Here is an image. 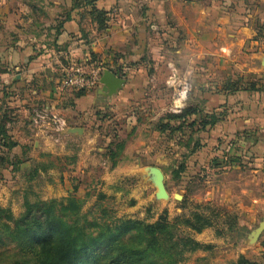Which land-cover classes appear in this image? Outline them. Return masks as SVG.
<instances>
[{
  "label": "crops",
  "instance_id": "1",
  "mask_svg": "<svg viewBox=\"0 0 264 264\" xmlns=\"http://www.w3.org/2000/svg\"><path fill=\"white\" fill-rule=\"evenodd\" d=\"M39 1L42 8L35 12L39 11L43 18L47 16L45 5L59 10L54 17L62 22L43 35L53 38V47L30 49L21 38L14 45L0 44L1 78L10 77L8 84L32 82L51 86L59 76H64L72 61L88 62L87 56L94 53L99 62L110 64L108 70L115 74L120 70V78L126 80L119 93L106 102L107 109L115 111L114 106L127 108L135 98L145 95L143 85L148 83L147 79L138 77L145 66L158 71L160 66L176 69L184 64L186 72L195 77V107L205 116L218 118L215 126L207 128L211 129L215 145L213 173L218 178L212 199L235 212L234 227L243 234L228 259L234 264H240L241 258L245 264H264V234L254 244L251 233L264 221V0ZM93 7L108 13L105 29L101 30L92 20ZM33 51H37L36 57L31 56ZM18 67L22 68L21 73L12 76L11 69ZM148 79L157 90L156 78ZM163 83L168 87L167 80ZM101 88L97 90L98 97L102 96ZM158 90L156 99L162 98ZM85 98L90 105L87 109L80 108L78 103L61 109L47 99L46 106L59 109L67 129H83V134L62 133L56 144L50 142L51 147L35 144V148L43 147V151L67 162L65 167L52 169L50 181L58 189L51 191L50 196L42 194V200L61 201L82 188H92L108 198L118 197L119 201L123 189L117 183L128 177L152 182L154 186L152 168L145 167L156 163L154 157L145 162L130 152L138 143L147 153L151 150L150 144L138 136L141 130L135 134V143L125 147L117 167L111 172H100L102 165L107 164L103 156L108 152L105 137H109L103 136L102 129L89 126L92 121H101L91 111L95 96ZM25 143H19V151L15 152L22 164L13 174L19 173L29 180L32 154ZM72 147L77 151L72 153ZM34 168H38L39 176L43 174L39 166ZM131 192L134 196L135 191ZM205 234L196 240L208 244ZM211 243L219 248L225 242L212 233Z\"/></svg>",
  "mask_w": 264,
  "mask_h": 264
},
{
  "label": "rangeland",
  "instance_id": "2",
  "mask_svg": "<svg viewBox=\"0 0 264 264\" xmlns=\"http://www.w3.org/2000/svg\"><path fill=\"white\" fill-rule=\"evenodd\" d=\"M3 1L0 0L1 45H14L18 38H21L22 44L30 47V49L48 50L51 46L53 47V38L51 36L45 38L43 35L48 34V31L57 26L58 22H62V20L54 17L55 13L59 11L58 9L51 8L52 5H45L43 9H47L45 11L47 16L43 18L41 13H37L39 11L35 12L36 9L42 8L39 0H5L4 3ZM33 7H35V10ZM36 54H38L37 51H33L31 56L36 57ZM87 57L90 58L88 62L86 61L87 63L85 60L79 61V59H76L69 66H80L87 73L99 71L101 76L105 70H108L107 67L110 64L99 62L98 55L92 53ZM1 67L0 65V72L3 70ZM160 67L158 71H155L153 68L151 70L145 66L144 72L138 74L140 80L147 79L148 83L143 85L146 90L145 95L135 98V102H132L127 108L114 106L115 111H109L106 106L107 100H112L113 97L107 98L103 95L98 97L96 94L101 85L89 91L63 89L62 81L66 72L64 76H59L58 80L51 86L32 82L8 84L10 77H4V79L0 75V121L2 118H6L9 135L13 137L14 141L18 143L26 141L25 144L28 145L30 154H32L30 158L31 169L39 166L43 172L40 176L38 173L34 182V179H31L30 176L28 180L19 173L13 174L17 173L14 171L19 170L0 167V205L11 210L15 218H19L25 211L26 202L40 201L43 197L42 194L50 196L51 191L58 189L50 181L53 177L52 169L60 166L65 167L67 162L65 160L61 161L60 157L52 155L48 151H43L45 150L43 147L38 146L35 148V144L41 143L42 146L51 147L50 142L54 141L56 144L59 136L53 132L43 134L42 129L36 127L32 117L35 110L49 107L46 106L49 98L51 99L49 104H57L56 107L61 109L70 108L71 104L74 107L75 103H78L80 108L87 109L90 105L85 97L92 95L95 96L96 104L91 107V111L94 115H97V120L101 122L95 120L89 126L94 129H102L103 136L109 137H105V142L108 145L107 149L110 146L115 149L118 144L124 146L123 151L114 160L109 157L110 153L104 152L103 160L105 159L107 164L102 165L100 172L102 173L104 169L111 172L117 167V164L122 161L125 147L135 143L132 142L135 134L137 130H141L138 136L141 135L144 142L150 144L151 150L147 153L148 151L146 152V150L140 148L138 143L135 145L136 147H131L130 152H135L145 162L154 157L156 163L145 167L159 170L164 174L166 190L165 193L162 192L160 198L159 192L161 191L157 185L156 173L154 186L152 182L136 180L134 177L119 181L117 186L123 189L119 201L118 197L108 198L104 193H98L97 189L92 188H82L80 192H73L68 197H75L82 201L84 203V213L99 215L101 210L105 209L114 212L118 218L142 220L147 223H155L162 216H167L169 222L174 223L181 217L191 219L194 213L202 214L213 221V227L197 234L183 224L178 226L179 232L181 235L192 237L195 240L199 235L206 233L205 240L208 244H200L212 248L211 250L201 249L188 253L185 262L180 264H234L235 261L228 259L230 258L228 256L233 253L231 252L233 251V245L237 246L239 244L243 234H241L240 229L234 227L237 223L235 212L230 210L228 206H219L212 199L213 186L217 184L218 178L213 173L215 145L212 142L211 129L204 130L198 125L190 128L185 125L174 133L162 134L158 131L157 125L160 120L168 114H174L170 109L173 108L176 99L175 91L178 88L176 85L175 87L172 85L164 87L163 82L170 80L173 68L165 66L163 69L162 66ZM176 70L181 79L184 80L185 76L188 78L192 87L189 100L183 110L196 108L194 75L192 73L189 75L186 72L184 64L177 66ZM21 71L22 68L20 67L12 68L10 73L13 76V74L21 73ZM131 75L132 73L129 72V76ZM148 76L150 79L156 78L155 88L160 89L163 99L161 97L156 99L157 90L152 86L153 83H150ZM49 94L51 97H49ZM58 108L57 110H59ZM163 108H166L165 112L162 111ZM200 116L204 117L205 115L200 113ZM202 117L195 116L192 120L199 123ZM71 149L72 153L77 151L76 147ZM195 149L197 151L192 153ZM18 151L19 148H16L8 157L17 158L15 152ZM183 163L185 164V171L177 174ZM65 169L67 170V168ZM45 180H48V185L45 184ZM131 190L135 191L134 196ZM137 190L138 193H136ZM101 195L105 196V199H100ZM176 195L182 197V200H177ZM255 231L256 229L251 231L252 235ZM212 233L225 242L219 248L211 243ZM217 259H219L218 262ZM239 259L237 258L236 261H239Z\"/></svg>",
  "mask_w": 264,
  "mask_h": 264
},
{
  "label": "trees",
  "instance_id": "3",
  "mask_svg": "<svg viewBox=\"0 0 264 264\" xmlns=\"http://www.w3.org/2000/svg\"><path fill=\"white\" fill-rule=\"evenodd\" d=\"M90 16L101 30L106 28L107 12L93 7ZM116 75L122 77L120 70ZM195 116L202 117L197 108L168 114L160 120L157 129L162 134L174 133L185 125L190 128L198 125L206 130L218 122L216 116L206 115L198 123L192 120ZM18 147L19 143L9 135L6 118H2L0 167L20 170L22 162L8 157ZM123 149L122 144L115 149L110 146L107 150L111 160ZM184 171L183 163L177 174ZM38 173V168H33L31 179ZM100 197L105 199L103 195ZM83 206L84 203L75 197L61 201H28L24 213L15 218L11 210L0 205V264H180L185 262L188 253L212 248L179 232L178 226L183 224L197 234L214 226L209 217L199 213H194L191 219L178 218L174 223L169 222L167 216L147 223L118 218L105 209L100 216L84 213ZM245 263L241 258L240 264Z\"/></svg>",
  "mask_w": 264,
  "mask_h": 264
},
{
  "label": "built area",
  "instance_id": "4",
  "mask_svg": "<svg viewBox=\"0 0 264 264\" xmlns=\"http://www.w3.org/2000/svg\"><path fill=\"white\" fill-rule=\"evenodd\" d=\"M173 68L172 77L168 81L169 85L178 87L176 89V99L174 101L173 108L170 109L174 114H180L191 93L192 87L188 78L181 79ZM101 74L99 71L87 73L80 66H73L66 71L65 78L62 81V88L67 90H92L101 85ZM36 127L42 129L43 134L53 132L60 136L68 127L67 122L61 112L55 107H45L43 109L35 110V114L32 117ZM59 138V137H58Z\"/></svg>",
  "mask_w": 264,
  "mask_h": 264
},
{
  "label": "water",
  "instance_id": "5",
  "mask_svg": "<svg viewBox=\"0 0 264 264\" xmlns=\"http://www.w3.org/2000/svg\"><path fill=\"white\" fill-rule=\"evenodd\" d=\"M100 84L102 86L99 94L103 95L107 98H112L116 96L119 91L122 89V87L126 84V80L123 78L118 77L114 72L110 70H105L103 72ZM64 134L68 135H82L83 129L79 128H73V129H67L63 132ZM155 177L157 173V185L161 192H159V197L161 198L162 192L166 190L165 186V177L164 174L159 170H152ZM161 179V180H160ZM156 184V182H155ZM157 187V188H158ZM169 198V197H168ZM177 200H182V197H179V195H176ZM264 234V221L260 224L259 228L254 232L252 235V242L255 243L258 241V239Z\"/></svg>",
  "mask_w": 264,
  "mask_h": 264
},
{
  "label": "bare ground",
  "instance_id": "6",
  "mask_svg": "<svg viewBox=\"0 0 264 264\" xmlns=\"http://www.w3.org/2000/svg\"><path fill=\"white\" fill-rule=\"evenodd\" d=\"M161 180V179H160ZM163 193H165V190L163 191Z\"/></svg>",
  "mask_w": 264,
  "mask_h": 264
}]
</instances>
